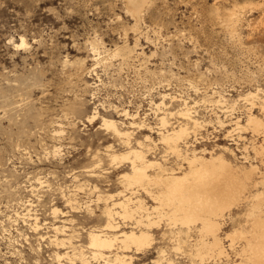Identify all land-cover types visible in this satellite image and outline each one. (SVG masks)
Instances as JSON below:
<instances>
[{"label": "rangeland", "instance_id": "374dc122", "mask_svg": "<svg viewBox=\"0 0 264 264\" xmlns=\"http://www.w3.org/2000/svg\"><path fill=\"white\" fill-rule=\"evenodd\" d=\"M250 91L259 98L247 101ZM185 100L200 125L190 121L178 156L161 137L188 121L178 114ZM263 101L264 0H149L140 14L128 0H0V264H81L80 249L98 264L88 232L105 225L107 205L128 196L157 204L141 186H124L131 159L110 161L109 153L128 145L104 118L129 129V145L142 142L168 172L185 171L194 151L222 155L236 175L248 170L247 192L220 220L231 255L220 264H252L228 235L250 224L254 197L264 193V132L247 123L251 111L264 118ZM237 120L244 126L233 131ZM27 209L38 230L20 217ZM142 213L116 216L110 231H139ZM55 226H65L64 244L52 240ZM194 226L155 225L152 247L124 250L127 264H158L163 251L177 264H202Z\"/></svg>", "mask_w": 264, "mask_h": 264}, {"label": "bare ground", "instance_id": "6f19581e", "mask_svg": "<svg viewBox=\"0 0 264 264\" xmlns=\"http://www.w3.org/2000/svg\"><path fill=\"white\" fill-rule=\"evenodd\" d=\"M128 2L134 11L140 14L149 0H128ZM26 44L27 42L23 38L21 45L24 46ZM166 96L167 94H163V99ZM255 97H258V93L250 91L246 94L245 99L249 101ZM218 99L217 103L224 104L223 96ZM162 104H164V101L157 104V106L159 107ZM253 105L255 104L253 103ZM262 105L264 112V101ZM125 112L127 115L129 114L127 111ZM251 112L247 123L253 127L254 131L262 130L264 132V118L262 119L254 115V112ZM178 114L188 121L179 124L178 127H173L167 133H163L161 139L167 144L168 148L178 156H182L180 142L190 134V121L194 123L195 127H198L200 122L194 117L192 107L186 100ZM96 116L95 112L90 115V121L95 119ZM160 122L163 126L166 125L168 123L167 117L165 115L161 116ZM102 125L111 129L114 135L123 139L128 145L126 152L109 153L110 161L131 159V172L122 176L124 186L129 189L141 186L153 197L157 204L149 207L142 197L137 196V199H134V197L128 196L115 202L113 207L107 205L103 212L106 221L105 225L94 227L88 232L91 257L97 260L98 264H127L129 257L124 253V250L133 248L140 253L152 247L155 240L152 227L159 225L163 221H167L171 226H186L189 232L196 227L194 225L201 224V226H197L201 240L192 246L194 253L196 252L202 264L211 258L216 259V264H220L222 263L220 261L222 258L231 256L228 254L226 245L220 235L222 223L220 220L226 215V212L231 211L233 207L239 204L247 192L248 179L251 177L248 170L245 171L243 169L247 173L236 175L233 173V167L222 155L218 157L211 155V158L207 159L194 151L188 159V167L185 171L181 174H176L173 171L168 172V169L162 163L147 157L144 150L145 145L142 142H138L135 147L129 145L131 137L129 129L122 128L117 121L105 118ZM235 125L236 127L233 131L244 126L239 120L235 122ZM230 133L232 132L230 131ZM55 148L56 151L59 150V148ZM152 168H154V172L150 173L149 170ZM123 192L121 191L119 194ZM133 193H136V191H133ZM254 198H256V201L253 203V210L250 213L248 212V222L250 224L237 228L229 234V245L234 251L238 249L240 255L247 263L264 264V193L258 192ZM117 208L120 210H117ZM30 211L31 209H27V212L21 214L20 217L33 218L31 219L34 220L32 226L38 230L40 228L39 219L36 215L31 214ZM53 211L57 213L58 209L54 208ZM140 212L145 213L140 214V218L137 217L138 219H136V227L140 228L139 231L132 229L122 234L110 231V229L116 228V216L133 218L135 214ZM53 229L56 234L52 237V240L64 244L65 238H60L59 234L65 232V226H55ZM176 245V249H181L179 241ZM107 251L114 254H107ZM65 256L66 254L56 252L57 259ZM77 256L81 260V264H93L84 250L80 249ZM165 256V251H163L157 263L177 264ZM130 258L133 259L131 256ZM164 260L165 263L163 262ZM236 261L235 264H237Z\"/></svg>", "mask_w": 264, "mask_h": 264}]
</instances>
